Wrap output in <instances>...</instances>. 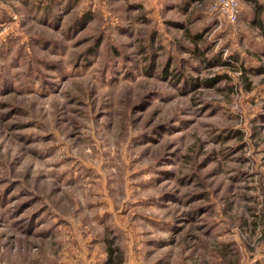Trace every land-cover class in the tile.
I'll return each mask as SVG.
<instances>
[{
    "label": "rangeland",
    "instance_id": "rangeland-1",
    "mask_svg": "<svg viewBox=\"0 0 264 264\" xmlns=\"http://www.w3.org/2000/svg\"><path fill=\"white\" fill-rule=\"evenodd\" d=\"M0 0V264H264V0Z\"/></svg>",
    "mask_w": 264,
    "mask_h": 264
},
{
    "label": "built area",
    "instance_id": "built-area-1",
    "mask_svg": "<svg viewBox=\"0 0 264 264\" xmlns=\"http://www.w3.org/2000/svg\"><path fill=\"white\" fill-rule=\"evenodd\" d=\"M240 0H217L213 12L219 22L234 24L240 16Z\"/></svg>",
    "mask_w": 264,
    "mask_h": 264
},
{
    "label": "trees",
    "instance_id": "trees-1",
    "mask_svg": "<svg viewBox=\"0 0 264 264\" xmlns=\"http://www.w3.org/2000/svg\"><path fill=\"white\" fill-rule=\"evenodd\" d=\"M107 259L104 264H123V256H121L119 249H111L110 247L106 250Z\"/></svg>",
    "mask_w": 264,
    "mask_h": 264
}]
</instances>
